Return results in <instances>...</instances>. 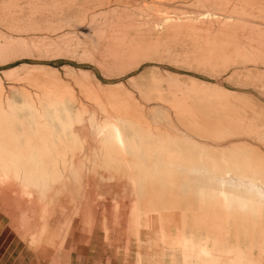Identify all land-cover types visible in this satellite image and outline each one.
<instances>
[{
  "label": "rangeland",
  "instance_id": "rangeland-1",
  "mask_svg": "<svg viewBox=\"0 0 264 264\" xmlns=\"http://www.w3.org/2000/svg\"><path fill=\"white\" fill-rule=\"evenodd\" d=\"M42 258L264 264V0H0V264Z\"/></svg>",
  "mask_w": 264,
  "mask_h": 264
},
{
  "label": "bare ground",
  "instance_id": "bare-ground-1",
  "mask_svg": "<svg viewBox=\"0 0 264 264\" xmlns=\"http://www.w3.org/2000/svg\"><path fill=\"white\" fill-rule=\"evenodd\" d=\"M112 130H113V132L115 134V141L119 144V146H122L123 139H122V135H121L118 127L117 126H114V127H112Z\"/></svg>",
  "mask_w": 264,
  "mask_h": 264
},
{
  "label": "crops",
  "instance_id": "crops-1",
  "mask_svg": "<svg viewBox=\"0 0 264 264\" xmlns=\"http://www.w3.org/2000/svg\"><path fill=\"white\" fill-rule=\"evenodd\" d=\"M47 260H45V258L41 259V264L45 263ZM40 264V263H39Z\"/></svg>",
  "mask_w": 264,
  "mask_h": 264
}]
</instances>
